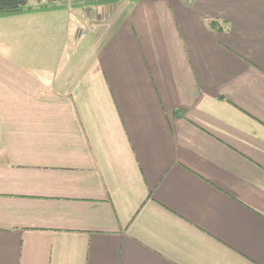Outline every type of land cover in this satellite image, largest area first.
Wrapping results in <instances>:
<instances>
[{"label": "crops", "instance_id": "1", "mask_svg": "<svg viewBox=\"0 0 264 264\" xmlns=\"http://www.w3.org/2000/svg\"><path fill=\"white\" fill-rule=\"evenodd\" d=\"M0 18V264H264V0Z\"/></svg>", "mask_w": 264, "mask_h": 264}, {"label": "trees", "instance_id": "2", "mask_svg": "<svg viewBox=\"0 0 264 264\" xmlns=\"http://www.w3.org/2000/svg\"><path fill=\"white\" fill-rule=\"evenodd\" d=\"M35 1L41 3L43 0H0V18H7L31 13L36 9L29 7L30 2ZM45 4L41 5L39 11L56 10L65 6L68 0H45ZM123 0H71L74 7L83 6L89 8L93 6H101L115 4ZM132 2H142L147 0H130Z\"/></svg>", "mask_w": 264, "mask_h": 264}, {"label": "rangeland", "instance_id": "3", "mask_svg": "<svg viewBox=\"0 0 264 264\" xmlns=\"http://www.w3.org/2000/svg\"><path fill=\"white\" fill-rule=\"evenodd\" d=\"M31 4H36V2L35 1H32Z\"/></svg>", "mask_w": 264, "mask_h": 264}]
</instances>
